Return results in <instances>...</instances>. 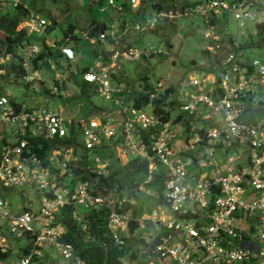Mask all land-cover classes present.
<instances>
[{
	"label": "built area",
	"instance_id": "1",
	"mask_svg": "<svg viewBox=\"0 0 264 264\" xmlns=\"http://www.w3.org/2000/svg\"><path fill=\"white\" fill-rule=\"evenodd\" d=\"M98 1L119 12L126 4L130 11L136 10L141 2ZM177 1L185 3L188 9L191 7V15L201 17L206 26L204 37L209 42V49L221 51L213 68L205 69L198 75L200 78L188 77L186 87H177L175 94L172 93L179 119L175 120L170 114L162 118L152 109L151 100L166 88H162L161 79L152 86L142 106L123 102L120 97L130 85L115 80L110 71L106 73L103 58L110 51L106 53L103 49L93 64L81 70V79L94 84L100 97L113 101L120 108L115 116L103 113L63 115L60 108L51 109L41 104L22 106L13 111L7 96L0 94V119L18 134L13 143H5L0 148V186L22 188L29 184L39 188V193L35 192L38 204L24 200L17 211L0 191V222L5 228L2 232L7 236L8 227L11 228L7 244L8 248L15 246L16 250L12 255L7 254V259L0 264H84L73 245L63 238L65 228L58 216L65 205L71 206V217L77 221L86 209L105 205L109 240L119 245L124 242L122 235L126 231H134L128 228L130 222L136 223L137 228L152 226L153 239L142 252L169 259L174 264H264V120L240 117L250 104L264 97V57H244L240 43L232 35L228 32L220 34L213 29L226 14L231 15L235 27L241 26L245 19L253 20L257 26L264 23L256 18L253 9L263 2ZM17 2L0 0L1 5L9 6H15ZM173 9H154L143 21H133L132 25L137 31L151 29L156 22L165 19L166 11ZM24 20L27 30L36 33L41 32L47 22L36 12H30ZM114 35L115 31L106 25L98 32L99 37L110 38V43ZM34 44L26 42L19 46L23 65L37 50ZM60 51L65 62L76 59L71 47L62 45ZM115 52L112 50L110 54ZM127 53L128 59H134L140 50L128 49ZM21 77L30 81L37 73L26 71ZM52 89L56 90V86L52 85ZM175 122L184 123L182 135L189 141L186 147L175 144L178 136L169 125ZM74 130L79 143L88 151L104 142L114 141L115 144L123 143L128 154L144 160L147 172L136 189L152 194L146 187L144 189V184L154 178L159 185L156 197L164 208L156 206L137 216L132 215L131 207L130 211L121 210L123 201L132 204L134 200L119 195L116 183L107 191L94 193L87 180L70 181L68 162L71 156L64 151H71V146L54 148L43 159L30 149L25 136H67ZM92 158L95 165L99 162L101 165L96 171L106 173L105 162L97 156ZM64 178L69 184L60 183ZM79 227L83 231L86 229L82 221ZM3 249L5 247L0 246V250ZM132 260L124 259L123 264H136L135 260L130 262Z\"/></svg>",
	"mask_w": 264,
	"mask_h": 264
},
{
	"label": "rangeland",
	"instance_id": "2",
	"mask_svg": "<svg viewBox=\"0 0 264 264\" xmlns=\"http://www.w3.org/2000/svg\"><path fill=\"white\" fill-rule=\"evenodd\" d=\"M261 1L263 4H256L254 6L256 9H253L256 11V18L264 20V0ZM137 2L138 0H134V4ZM179 3V1H176V4ZM4 5L5 3L2 4V6ZM47 6L49 7L51 16L55 18L56 23L49 30H46L47 32L33 33L34 39L30 41L31 44L35 43L37 49H41L44 46L41 42L42 40L46 45L51 46L50 42L61 40V26L64 22L67 20L72 21L74 24V31L79 34V37L74 40L69 38L70 40L68 39L66 43L73 47L76 60H68V64H65L66 58L61 54H57V49L54 48L52 56L51 54L46 56L45 60L37 63L36 67L34 66L33 68L30 62L24 64L25 69L28 71L35 69L38 74L36 79L31 80L32 82L35 80L33 85L31 81L28 86H23L22 82L19 81L2 85L1 91H3V94L7 97H13L15 100L22 102L28 107L43 104L49 106L51 109H55L56 106H60L61 112L64 114L76 113L81 108H84V102L78 99V97H75L78 96L80 92L78 87V83L81 81L80 68L89 63L93 64L95 58H97V55L100 53V49L102 50V47L103 49L106 47L104 51L106 53L109 51L111 53L112 50L116 51L113 54H107V56L103 58V63L106 73L110 71L115 75V80L130 85V88L120 97L123 102L126 101L127 103L130 102H128V99H124V97H130L129 94L143 91L144 83H147L145 86H154V84H156L155 82L160 79L163 84H161L162 88L172 84L173 88L169 91L175 94L177 87H186L188 77L200 78L198 75L205 69L210 70L213 68L214 61L220 57L221 51H215L213 48L209 49V42L206 37H204L206 26L203 24L204 22L201 21V17L198 14L191 15V7L189 9L187 6L184 7V12H180L178 6H176L173 11H166L164 15L166 16L165 19L160 22L164 28L162 34L158 31L154 32L147 29L137 31L133 27L132 22L135 21L134 18H136L139 12L133 8V11L129 14L132 17L126 16L122 19V16L119 15V11H116L112 6L104 4L103 1L99 2L98 0H56L54 3L49 1ZM166 8H173V6ZM35 12L36 11H32L31 13L35 14ZM36 13L40 15L39 12ZM144 15L146 16L147 14L144 13ZM40 16L48 20L47 17L43 15ZM91 17L100 22V29L106 25L115 31V35L111 39L112 43H110V38L108 37H100L102 39L96 41L95 35H88V31L92 24L90 21ZM24 22L25 20L19 23V26L23 25ZM171 27L173 28L169 30ZM257 27L255 22L249 19L243 20L241 26L235 27V21L232 19L231 15L226 14L225 17L217 21V25L213 29L220 34L222 32H228L232 35V37L240 43L244 57L251 58L256 56L261 59L264 57V44L261 43V34L259 31L257 32ZM253 29H255L256 32H253ZM0 34L2 33L0 32ZM100 45L103 46L100 47ZM148 46H151V48H148ZM32 48H34V46H32ZM133 48L140 50V53L136 58L128 59L127 50ZM204 48H206V50H204ZM155 49H157L158 52H156ZM30 58L31 56L28 61ZM7 60L8 57H1L0 55V63ZM64 70L67 71L70 76L65 77V80L63 79L61 85L58 86V90H52V94H49L48 91H44L46 88L50 90L53 82L52 76L55 77V73ZM0 72H3V70L0 69ZM8 76L11 77V74H8ZM3 81L4 77L0 75V82ZM156 92L160 91L156 90ZM163 93H165V91ZM160 95L161 94L158 96ZM169 96L165 98V101L169 102ZM64 98L67 99L64 101ZM90 100L95 106L97 105V109L95 112L94 108L96 107H92L87 112L88 115L103 113L104 115L110 114V116H115L117 109H120L115 106L113 101L111 102L103 99L97 92L90 95ZM262 101L264 102V100ZM254 102L253 105L259 104V99H256ZM168 109L172 117L179 112L176 104H174V107ZM169 125L178 136V140L175 144L178 145V147H186L189 141L187 139L185 140L184 135H182L184 123L175 122ZM185 135L187 138L188 134L186 133ZM1 136H4L6 143H11L17 135L13 127L0 119V137ZM189 140L191 142L190 135ZM112 145L113 146L109 148L107 147L106 155L111 152V157L117 156L121 164L125 163L127 159L133 158L126 152L123 143L115 144L113 141ZM69 151L70 149L65 150L64 153L73 158L72 152ZM90 156L97 155H92V153H90ZM137 161H139V159ZM95 162L96 161H94L93 166L96 170H99V168H101L100 162L98 165H95ZM158 167L159 169L162 168L160 165ZM126 168L130 169L132 167L127 165ZM122 173L123 172H121V174ZM145 185L149 188L148 190L152 191V194L136 190L135 181L133 185L127 187V192L130 193V197L134 200L132 204H135V200L137 199V206H143L142 211L148 213L156 208L154 201V198L157 199V197H155V191L157 190L156 180L153 178L151 183ZM2 186L4 185L1 184L0 191L9 201L8 204L11 205L14 211L20 210V203L24 200L30 199L33 201L34 205L38 204V198L35 192L39 193V188H32L33 185L30 186L29 184H24L22 188L15 187L16 185ZM250 193L251 192H249V194ZM157 201L159 200L157 199ZM159 207L163 209L164 205L159 204ZM125 209L130 211L129 205ZM128 228L129 230L134 229V231H126L123 234V236H127L126 240H124L125 245H133L136 251L144 253L146 244L150 243L153 239L154 230L152 226L146 225V227L143 228L141 225L139 229L136 227V223L130 222ZM10 229L8 227V235L4 236L2 231H4L5 228L0 222V246L3 248L5 247V250L3 249L2 251L7 252L8 256L12 255L13 251L16 252L15 246L8 248L7 243L11 238L10 232H12ZM132 233L136 237L140 236L141 241H137L138 239L135 241L131 238ZM19 239L22 240L20 237ZM4 243L7 245L4 246ZM142 250L144 251L142 252ZM19 251H21V249H19L18 252ZM4 258L7 259L6 256ZM123 259H126V256H124ZM148 260H151L152 263L145 262L143 264H174L169 259H159L151 256ZM130 262L135 261L132 260Z\"/></svg>",
	"mask_w": 264,
	"mask_h": 264
},
{
	"label": "trees",
	"instance_id": "3",
	"mask_svg": "<svg viewBox=\"0 0 264 264\" xmlns=\"http://www.w3.org/2000/svg\"><path fill=\"white\" fill-rule=\"evenodd\" d=\"M51 1L54 3L56 0H18L15 6L0 4V55L8 57V60L0 63V69L3 72H0V75H3L4 81L0 82V94H3L2 85L14 82H22L23 86H28L29 81H24L21 77L23 73L27 71L25 66L22 64V58L19 52V46L33 41L35 32L27 30V27L20 25L28 14L32 11L39 12L40 15H43L48 18V24L46 30H49L56 23L55 18L51 16L49 7L47 3ZM177 0H141L140 4L136 7V10L139 12L134 20L143 21L145 14L148 15L154 9L166 8L173 6L175 8L178 6L180 12H183L185 3L176 4ZM125 5V2H123ZM130 9L127 4L124 6L123 10L119 12V15L124 19L126 16L132 17L130 14ZM117 13V12H116ZM91 28L88 31V35H95L96 41L101 40L98 36L99 24L100 22L95 18L91 17ZM123 21V20H122ZM173 27L169 28L171 30ZM257 32L261 34V43L264 44V23L258 24ZM44 30V28H43ZM42 30V31H43ZM154 32H160L163 34L164 28L160 22H156L155 26L151 29H147ZM61 36L62 38L67 37V39H77L79 34L74 31V24L72 21H65L61 26ZM69 39V40H70ZM43 47L33 51L29 62L30 65L36 67L37 63L45 60L46 56L53 53V49H57L54 45H46L42 40ZM206 50V48H204ZM104 52V49H103ZM57 54H60V50L57 49ZM86 68L83 67V69ZM11 74V77L8 76ZM143 91L138 93L129 94L130 97H124L128 99V102L135 107L142 106L144 102L148 99V92L152 89V86H145ZM80 92L78 96H75L81 101L84 102V110L88 112L93 103L90 100V95L96 93L95 85L87 82L83 79L78 83ZM173 88L172 84H169L165 88V93H161L160 96L154 97L152 101V109L162 118H167L169 112L168 108L174 107V98L171 90ZM91 89V90H89ZM89 90V91H88ZM48 91L49 94L53 92ZM170 95V96H169ZM168 97V101H165V98ZM9 101V106L13 111L19 110L24 105L22 102L15 100L13 97H7ZM260 104V103H259ZM256 104L254 106H247V112L240 115L241 118L247 120L255 121L256 119L264 116V104ZM87 114V113H85ZM180 118V114H175V120ZM18 136V134H17ZM29 144L30 149L34 151L38 156L43 159H46L50 151L58 147H68L71 146V152L73 158L69 159V164L71 167V174L69 175L72 179L76 178H87L90 182V187L92 191L106 190L113 183L117 184L118 194L125 195V197H130V193L127 192V187L135 184L143 179L146 173V164L143 160L137 161V158L128 159L125 163L121 164L117 156L111 157L110 154L106 155V149L110 146H113L112 142H104L103 144L92 148L87 151L77 139V131L74 130L72 133L69 132L67 136H56L52 135L50 137H43L41 135L28 134L25 135ZM17 138V137H16ZM15 139V138H14ZM6 143L4 136L0 137V148ZM13 143V141L11 142ZM92 155H97L98 158L105 162V168L107 169L106 173H100L94 168V160ZM113 154V150H112ZM129 165L130 169L126 168ZM121 172H123L121 174ZM67 176V175H66ZM151 183V182H150ZM148 184V183H147ZM108 190V189H107ZM129 203L123 201L121 210H124ZM71 206L65 205L61 210H59L58 220L65 227V234L63 238L65 240L71 241L74 245L75 250L81 255L84 260V264H123V258L126 256L127 260L134 259L136 264L145 263L150 255L148 253H139L134 249L133 245H125V242L122 244H116L109 240V233L106 230L105 226V217L108 213V208L105 205L88 208L86 209L83 218L79 221H74L70 216ZM140 213V212H139ZM135 208L132 209V215H136ZM84 222L86 229L81 231L78 227V223ZM122 235V234H121ZM123 239L126 240L127 236H123ZM130 237V236H128ZM135 241H141L140 236H135L132 234V237ZM137 255H136V254ZM8 253L0 250V261L5 259L4 257ZM135 257V258H134Z\"/></svg>",
	"mask_w": 264,
	"mask_h": 264
},
{
	"label": "crops",
	"instance_id": "4",
	"mask_svg": "<svg viewBox=\"0 0 264 264\" xmlns=\"http://www.w3.org/2000/svg\"><path fill=\"white\" fill-rule=\"evenodd\" d=\"M47 24H48V20H47V22H46ZM46 24H45V26H44V30L43 31H41L42 33L43 32H47L46 31ZM44 39V38H43ZM60 39L61 40H55L54 42H50V45H54V43H55V46L57 47V49L58 50H60V46H62V45H66V46H69V47H71V48H73L70 44H68V43H66L67 42V37H65V38H62V36L60 37ZM57 42V43H56ZM65 43V44H64ZM103 46V45H102ZM101 45H100V47H102ZM102 49H103V47H102ZM101 50V49H100ZM73 51H74V49H73ZM60 54L61 55H63L62 53H61V51H60ZM76 60V59H75ZM29 62V61H28ZM65 64H68V62H65ZM91 63H89V64H87V65H84L83 67H85V66H88V65H90ZM83 67L82 68H80V73H81V70L83 69ZM33 70H35V69H33ZM28 71V70H27ZM36 71V70H35ZM29 73H31L32 72V70L31 71H28ZM37 73V72H36ZM57 76V77H56ZM70 76V74L67 72V71H62V72H59V73H55V77L54 76H52V85H55L56 86V90H58V86H60L61 85V82L63 81V79L65 80V77H69ZM37 77H38V74H37ZM36 77V78H37ZM36 78H34V79H36ZM33 80V79H32ZM25 81V80H24ZM31 81V80H30ZM29 81V82H30ZM35 81V80H34ZM34 81L32 82L31 81V83H32V85H33V83H34ZM30 83V84H31ZM59 83V84H58ZM63 84V83H62ZM29 85V84H28ZM38 88H39V86H38ZM51 90H53L52 89V86L50 87V90L49 91H51ZM66 95V94H65ZM67 98H64V101L66 100ZM262 100H264V97L262 98V99H259V105H261V104H264V102L262 101ZM65 104V103H64ZM250 104V103H249ZM248 104V105H249ZM254 103H252V104H250V106H254L253 105ZM38 105H40V104H38ZM41 105H43V104H41ZM256 105V104H255ZM33 106H35V105H33ZM60 108L61 109V107L60 106H56V108ZM92 107H96V108H94V111L96 112V109H97V105L95 106V104H93V106ZM50 108V107H49ZM94 112V113H95ZM83 113H87V112H85V110H84V108H81L80 110H78L76 113H68V114H64L63 113V115H74V116H78V114H83ZM246 113V112H245ZM264 120V116L263 117H260V118H258V119H256V120ZM207 123V122H206ZM84 148V147H83ZM87 150V149H86ZM88 151V150H87ZM90 152V151H89ZM132 156V155H131ZM133 158L135 157V158H137V160L139 159V160H142V159H140V158H138V157H136V156H132ZM128 160V159H127ZM144 161V160H143ZM145 162V161H144ZM146 172H147V167H146ZM145 175H146V173H145ZM145 175H144V177H145ZM144 177H143V179H144ZM77 179V178H76ZM76 179H72V180H70V181H73V180H76ZM79 179H84V180H87V182H88V186L90 187V182H89V180L87 179V178H79ZM142 179V180H143ZM142 180H140L139 182H137L135 185H137L138 183H140ZM69 182V180H67V178H64L63 179V181H61L60 183L61 184H63V185H66V184H69L68 183ZM151 182V181H150ZM150 182H147V183H150ZM147 183H145V184H147ZM144 184V189H145V187L147 188V189H149L146 185ZM91 188V187H90ZM92 189V188H91ZM108 189V188H107ZM107 189L106 190H102V191H107ZM156 189L158 190L159 189V185H157V183H156ZM137 190V189H136ZM102 191H97V192H102ZM139 191V190H138ZM150 191V190H149ZM94 193H97L96 191H93ZM151 193H152V191H150ZM156 192V191H155ZM145 193V192H144ZM149 194V193H148ZM123 196H125L124 194H123ZM156 197V196H155ZM158 199V198H157ZM157 199H155L154 198V201H155V204H156V206L158 207L159 206V204H160V202L159 201H157ZM159 200V199H158ZM136 202H135V204H129V207H131V212H132V209L133 208H135V211H136V213H138L139 214V212H143V213H146V212H144V211H142L143 210V206H137V199L135 200ZM93 208V207H92ZM138 214H136V215H134V216H137ZM70 216H71V214H70ZM84 216V215H83ZM72 218V217H71ZM83 218V217H82ZM73 219V218H72ZM74 220V219H73ZM74 221H77V220H74ZM78 227H79V223H78ZM65 228V227H64ZM79 229H80V227H79ZM81 230V229H80ZM81 231H83V230H81ZM85 231V230H84ZM64 234H65V230H64V232H63V236H64ZM133 234V233H132ZM65 240V239H64ZM65 241H68V240H65ZM71 244H72V242L71 241H69ZM73 245V244H72ZM73 248H74V245H73ZM74 250H75V248H74ZM76 251V250H75Z\"/></svg>",
	"mask_w": 264,
	"mask_h": 264
},
{
	"label": "clouds",
	"instance_id": "5",
	"mask_svg": "<svg viewBox=\"0 0 264 264\" xmlns=\"http://www.w3.org/2000/svg\"><path fill=\"white\" fill-rule=\"evenodd\" d=\"M66 46V45H65ZM73 49V48H72Z\"/></svg>",
	"mask_w": 264,
	"mask_h": 264
}]
</instances>
